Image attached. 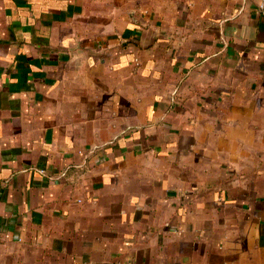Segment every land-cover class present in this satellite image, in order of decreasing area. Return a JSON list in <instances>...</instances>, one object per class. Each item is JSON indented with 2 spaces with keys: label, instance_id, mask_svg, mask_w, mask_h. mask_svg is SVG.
I'll use <instances>...</instances> for the list:
<instances>
[{
  "label": "crops",
  "instance_id": "0c3cea01",
  "mask_svg": "<svg viewBox=\"0 0 264 264\" xmlns=\"http://www.w3.org/2000/svg\"><path fill=\"white\" fill-rule=\"evenodd\" d=\"M259 1L0 0V264H264Z\"/></svg>",
  "mask_w": 264,
  "mask_h": 264
},
{
  "label": "built area",
  "instance_id": "2783aa9c",
  "mask_svg": "<svg viewBox=\"0 0 264 264\" xmlns=\"http://www.w3.org/2000/svg\"><path fill=\"white\" fill-rule=\"evenodd\" d=\"M258 9L260 12L264 13V0H260L258 4ZM42 173H45L44 170H41Z\"/></svg>",
  "mask_w": 264,
  "mask_h": 264
}]
</instances>
